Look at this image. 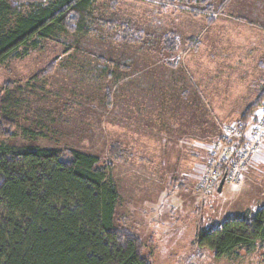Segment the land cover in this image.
Returning a JSON list of instances; mask_svg holds the SVG:
<instances>
[{"label":"rangeland","instance_id":"374dc122","mask_svg":"<svg viewBox=\"0 0 264 264\" xmlns=\"http://www.w3.org/2000/svg\"><path fill=\"white\" fill-rule=\"evenodd\" d=\"M93 9L96 17L147 37L121 42L114 29L95 25L90 35L61 32L1 63L0 93L19 105L14 135L0 136V145L73 148L109 161L119 192L115 222L140 237L152 264H264V246L217 258L195 244L199 230L264 205V146L237 183L225 181L221 191L215 186L207 194L198 189L220 126L238 121L260 93L264 0H95ZM239 19L246 23L233 27ZM51 62L49 73L35 78ZM122 87L160 89L167 116L185 117L171 109L190 97L202 100L210 132L196 145L201 158L191 160L194 147L179 146L170 130L158 128L165 121L170 126L172 116L147 113L157 94L131 96L146 101L140 128L122 121L115 94ZM252 114L250 123L264 116V103Z\"/></svg>","mask_w":264,"mask_h":264},{"label":"trees","instance_id":"16d2710c","mask_svg":"<svg viewBox=\"0 0 264 264\" xmlns=\"http://www.w3.org/2000/svg\"><path fill=\"white\" fill-rule=\"evenodd\" d=\"M94 2L0 0V64L61 32L90 35L95 25L114 29L121 42L147 37L128 24L96 17ZM53 63L35 78L48 74ZM262 103L264 81L239 118L245 127ZM18 105L13 96L0 93V136L14 135ZM118 202L109 161L73 148L0 145V264H152L140 237L116 224ZM195 244L217 258L263 247L264 205L253 215L246 210L216 228L199 230Z\"/></svg>","mask_w":264,"mask_h":264},{"label":"built area","instance_id":"2783aa9c","mask_svg":"<svg viewBox=\"0 0 264 264\" xmlns=\"http://www.w3.org/2000/svg\"><path fill=\"white\" fill-rule=\"evenodd\" d=\"M263 146L264 116H256L247 127L240 120L220 126L217 140L210 145L209 164L199 177V191L209 193L221 175L224 181L237 183L244 169L257 161Z\"/></svg>","mask_w":264,"mask_h":264},{"label":"crops","instance_id":"0c3cea01","mask_svg":"<svg viewBox=\"0 0 264 264\" xmlns=\"http://www.w3.org/2000/svg\"><path fill=\"white\" fill-rule=\"evenodd\" d=\"M238 10V9H237ZM239 11V10H238ZM245 18L244 16H239V18ZM243 22V23H242ZM244 23H246V21L239 19L238 22H234L233 27H237V26H241ZM256 26V25H254ZM264 30V26L262 27ZM140 92H144V93H149V94H157L160 96L159 92L160 89H132V88H120L119 90H116V95H121V97L119 99H117V102L119 103L118 105V110L117 113L120 116V118L122 119V121L126 120V124L128 123L130 126L135 125L134 127L136 128H140V123H139V119L143 118L144 115V111L142 108H144V110H146V101H137V100H131L132 99V95L134 94H139ZM130 96L129 98L124 99V96ZM198 101L197 102H193L192 101V97H190L187 100V104L186 102L184 104H176L175 108L171 109V112H173L174 110L176 111H180L182 110L183 112H185L184 116H177L175 115H166L162 114L161 112H163V110H165V98L164 97H159L156 99L157 104H150V106L152 108H150L148 110L147 113H151L153 110H157V115H159V118L161 119H165V117H173L171 122H170V126H168L167 121L164 122V124H159L158 128L160 129H166V130H170L171 131V135L172 138L174 139L176 143H178L179 146H181L180 144H184V145H189L194 147L193 151L191 153V160H197L198 158H201L200 155H203L204 152L203 150H199L198 146L200 147V141L203 139H206L208 137V134L210 132V127H209V122L206 119L207 117V112L208 110L206 109V107L204 106L205 103H203L202 100H199V98L197 97ZM157 105V108H154V106ZM157 118V119H159ZM179 118H181V122L178 120ZM185 118V119H183ZM185 120V121H184ZM131 121L133 123H131ZM132 127V126H131ZM163 139V138H162ZM187 139V140H186ZM193 144L190 145L189 144ZM198 145V146H196ZM201 148V147H200ZM198 149V150H197ZM196 151V152H195ZM202 151V153H201ZM248 172H246L244 174L243 177H246L248 174ZM225 182V181H224ZM222 190V189H221ZM128 207L129 205L132 207L131 204L135 203V202H126ZM119 204V203H118ZM117 208V207H116ZM130 210V208H128ZM246 210V209H245ZM244 210V211H245ZM248 210V209H247ZM257 210V209H256ZM243 211V212H244ZM242 211H238V215H240L241 213H243ZM254 214V212L252 213V215ZM127 228H130L127 226Z\"/></svg>","mask_w":264,"mask_h":264},{"label":"water","instance_id":"95a60500","mask_svg":"<svg viewBox=\"0 0 264 264\" xmlns=\"http://www.w3.org/2000/svg\"><path fill=\"white\" fill-rule=\"evenodd\" d=\"M224 184V176L221 177L219 183H218V187L217 190L221 191L222 185Z\"/></svg>","mask_w":264,"mask_h":264}]
</instances>
